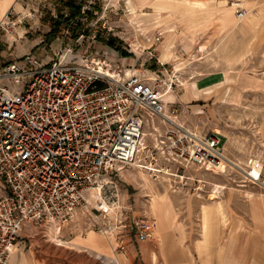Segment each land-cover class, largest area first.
I'll return each mask as SVG.
<instances>
[{
    "label": "built area",
    "instance_id": "obj_1",
    "mask_svg": "<svg viewBox=\"0 0 264 264\" xmlns=\"http://www.w3.org/2000/svg\"><path fill=\"white\" fill-rule=\"evenodd\" d=\"M18 12L11 7L1 28ZM236 14L243 18L246 10L238 6ZM67 51L73 48L61 45L49 63L27 53L0 66V80H14L11 86L0 82V264L8 263L26 222L53 223L60 230L86 193L106 189L110 173L125 164L160 171L158 164L165 162L181 177L186 167L215 170L237 187L264 192V160L239 164L225 152L218 131L168 120L152 142L145 138L146 126L165 111L151 76L137 68L129 73L92 51L82 62L68 60ZM225 187L214 183L211 190L218 197ZM114 204V221L95 225L117 234L127 230L138 239L151 236L147 215L125 213L118 200Z\"/></svg>",
    "mask_w": 264,
    "mask_h": 264
},
{
    "label": "rangeland",
    "instance_id": "obj_2",
    "mask_svg": "<svg viewBox=\"0 0 264 264\" xmlns=\"http://www.w3.org/2000/svg\"><path fill=\"white\" fill-rule=\"evenodd\" d=\"M125 2V0H85L83 9L88 8L92 11L91 15L88 14L83 18L87 32L82 34V30H79L78 36L74 37L71 30L67 31L65 28L57 38L48 41L46 33L50 30L52 17L58 15L62 2L60 0L18 1L15 6L19 12L15 17H11L10 21L9 18L6 19L7 22L3 25L5 28L0 26V66L14 60L21 61L27 53L37 55L43 64L49 63L54 50L64 45L73 48V52L66 53L68 60L82 62L83 54L92 51L96 56L106 57L114 65L120 64L129 73L138 67L136 71L151 76L153 83L163 92L164 99L167 100L165 111L171 121L201 131H218L223 137L225 152L245 167L251 159L254 163L261 162L263 149L260 148L261 144L258 141L257 124L264 109V86L251 90L236 82L247 73L260 75L264 80V65L261 64V60L250 64L243 60L238 66H220L219 62L223 60L220 55L226 51L203 44L201 35H195L198 29L213 24L214 20V22L205 21L201 27L192 30L185 26L178 13L147 11L142 8L132 13L127 9ZM63 9L67 11L66 8ZM176 23L183 27V31L175 26ZM169 31L172 33L168 43L169 52L164 54L160 46L167 39ZM257 31L227 54V60L231 65L242 60L249 52L251 44L259 37L260 28ZM111 38H116L117 44L122 47L127 46L132 53L122 55L119 50L106 42ZM248 42L251 43L245 50ZM218 67L227 70L226 81L219 78L207 83L208 92L203 95L201 90L205 84L201 85L194 80L199 75ZM0 82L11 86L14 80L6 78ZM18 83L20 87L23 86L22 79H19ZM189 87L193 90L191 94L188 92ZM186 89L187 98L181 99ZM191 95L199 96L189 99ZM154 121L155 123L150 122L145 129V138L149 142H152L159 132H163L169 122L163 121L160 115L155 116ZM153 124L157 126L156 129ZM158 166L161 167L160 171L128 164L114 170L110 173V177H107L111 181L106 189H101L102 197L93 201L86 198L85 202L80 203L72 218L65 223V228L78 227L83 230L86 227H101L98 222L95 225L97 220L100 223L104 219L114 221L119 211L114 204L115 200L122 205L125 213L130 210L132 214H145L148 217L155 190L167 191L168 197L170 198L171 195L176 198V202H181L182 197H187L189 194L211 199L216 198L214 195H217L211 190L214 183L227 182L225 174L215 170L186 167L185 176L181 177L174 173L176 171L174 165L160 162ZM140 170H144L153 180L155 189L152 190V187L143 183ZM227 185L235 187V184L230 182H227ZM101 200L108 203L111 208L103 206ZM124 205L132 208L125 206V209ZM52 226L55 232V226Z\"/></svg>",
    "mask_w": 264,
    "mask_h": 264
},
{
    "label": "crops",
    "instance_id": "obj_3",
    "mask_svg": "<svg viewBox=\"0 0 264 264\" xmlns=\"http://www.w3.org/2000/svg\"><path fill=\"white\" fill-rule=\"evenodd\" d=\"M18 1L0 0V19L11 7L16 9ZM125 1L128 10L142 8L147 11H158L152 2L160 1L164 4L160 9L162 13H178L185 26L192 30L205 21L214 20L213 24L198 29L195 35H201L203 44L226 51L220 55L223 59L220 66H238L243 60L249 64L261 60L264 65V0H149L142 5L140 0ZM190 3H200L202 7L197 10V17L204 21L199 20L197 26L192 20L196 10L188 9ZM238 6L246 10L241 19L236 14ZM207 11L212 13L206 15ZM175 26L183 31L180 24ZM258 28L261 30L259 37L253 41L249 52L231 65L227 54L258 32ZM171 34L169 31L160 48L171 39ZM226 73L227 70L218 67L194 81L205 84L201 92L206 95L209 86L206 84L219 78L226 81ZM236 82L251 90L264 86L262 77L252 73ZM186 92L187 89L181 99L187 98ZM188 92L193 93L191 87ZM198 96L191 95L189 99ZM257 134L264 160V109ZM198 196L189 194L176 202L170 195L171 203H164L165 217L160 223L150 206L148 218L152 234L146 239H138L127 230L117 234L93 225L82 230L65 228L64 224L60 230L54 227L55 233L50 223L26 222L7 264H264V192L227 185L216 198Z\"/></svg>",
    "mask_w": 264,
    "mask_h": 264
},
{
    "label": "trees",
    "instance_id": "obj_4",
    "mask_svg": "<svg viewBox=\"0 0 264 264\" xmlns=\"http://www.w3.org/2000/svg\"><path fill=\"white\" fill-rule=\"evenodd\" d=\"M85 0H60L62 7L58 9V15L51 20L50 30L46 33V40L52 41L57 38L63 29L68 28L71 30V33L74 37L78 36V31L86 33L87 29L84 27L85 22L83 18L88 14L91 15L92 11L86 8L83 11V4ZM63 8H66L67 11H64ZM116 38H111L106 42L115 47L120 51L122 55H129L132 52L129 51L128 47H122L116 43Z\"/></svg>",
    "mask_w": 264,
    "mask_h": 264
},
{
    "label": "bare ground",
    "instance_id": "obj_5",
    "mask_svg": "<svg viewBox=\"0 0 264 264\" xmlns=\"http://www.w3.org/2000/svg\"><path fill=\"white\" fill-rule=\"evenodd\" d=\"M149 0H140L139 2H140V4L142 5L143 3H146V2H148ZM18 3V2H17ZM152 4L157 8V10L158 11H156V12H160V9H163L164 8V4H161V2L160 1H154V2H152ZM199 4L200 3H190L189 4V10H196V11H194L193 12V18H192V20H193V24H194V26H197V24H198V21L199 20H203V19H199V17H197V15H198V13H197V10L199 9V8H202L201 6H199ZM130 12H132V13H136L137 12V10L135 9V8H133V9H131V11ZM212 12L211 11H207L206 12V15H210ZM188 14V13H187ZM238 19H241V18H238ZM207 20V19H206ZM204 21V20H203ZM169 41L170 40H168L167 41V43L164 45V47H163V49L162 50H164L163 52H164V54H168V52H169ZM171 47V46H170ZM162 52V53H163ZM173 55V54H172ZM166 56V55H165ZM164 58H167V57H164ZM170 59V58H169ZM168 91V90H167ZM166 91V92H167ZM162 97H163V99H164V94H163V92H162ZM164 101H167L166 99H164ZM163 119H165V120H170L171 121V118H170V116L167 114V111H164V113L162 114V115H160ZM172 121H174V120H172ZM176 122V121H175ZM218 128V127H217ZM216 128V129H217ZM220 129V128H219ZM145 136H146V132H145ZM139 174H140V177L142 178V180H143V183H145V184H147L148 186H150V187H152V190H153V188H154V183H153V180L149 177V175L144 171V170H140V172H139ZM155 189V188H154ZM156 192L155 193H153V196H152V198H151V207H152V209H153V211L156 213V215H157V217H158V223H160L159 222V220H162V219H164V217H165V206H164V203H167V204H170L171 203V200H170V198L168 197V192L167 191H165V192H161V191H159L158 192V190H155ZM216 194V193H215ZM252 195V194H251ZM214 196H216V195H214ZM102 196H101V189H100V186H97V187H94V188H91L88 192H87V194H86V198L88 199V200H91V201H93L94 199L95 200H97V199H99V198H101ZM101 201H103V206H105L106 208H111L110 207V205L108 204V203H106L104 200H101ZM97 203V202H96ZM95 203V204H96ZM100 203V202H99ZM102 206V205H101ZM82 209V208H81ZM50 224H52V225H54L55 226V230H58V227L55 225V224H53V223H50ZM57 238V237H56ZM60 239V238H59ZM60 241V240H59Z\"/></svg>",
    "mask_w": 264,
    "mask_h": 264
}]
</instances>
